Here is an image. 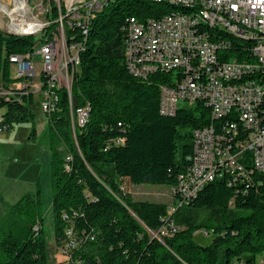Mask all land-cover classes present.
<instances>
[{"label": "trees", "instance_id": "trees-1", "mask_svg": "<svg viewBox=\"0 0 264 264\" xmlns=\"http://www.w3.org/2000/svg\"><path fill=\"white\" fill-rule=\"evenodd\" d=\"M175 9L166 1L114 0L96 14L86 36L80 29L67 28L69 40L76 35L75 42L83 46L73 79V106H89L90 112L86 124H76L73 130L69 95L61 89L59 111L47 121L55 141L53 230L59 252L68 226L63 212L74 220L75 233L94 236L72 252L69 264H231L243 255L254 261L264 251V183L237 194L224 180L213 181L175 214L180 225L172 226L175 235L165 242L152 238L147 229L161 227L168 205L136 201L121 190V178L135 185L174 186L193 153L194 130L212 121L209 108L201 102L181 107L175 116L162 115L160 85L168 83L170 75L157 72L144 81L126 66L124 27L128 19L145 20ZM58 15L54 3L52 18ZM223 35L227 44L244 48V41ZM36 40L0 30V89L13 85L10 56L32 50ZM240 58H247V51H240ZM17 79L32 91L26 78ZM7 93L16 94V86H7ZM33 103L32 95L16 94L9 100L0 95L7 132L16 122L29 119L28 108ZM119 137H125V143L108 148ZM60 145L72 157L69 171ZM47 211L40 187L36 194H27L7 208L0 217V264H49ZM199 212L207 213L202 221L197 219ZM203 229L214 235L207 247L194 240L195 233Z\"/></svg>", "mask_w": 264, "mask_h": 264}, {"label": "built area", "instance_id": "built-area-1", "mask_svg": "<svg viewBox=\"0 0 264 264\" xmlns=\"http://www.w3.org/2000/svg\"><path fill=\"white\" fill-rule=\"evenodd\" d=\"M112 1L86 0L85 12L73 13V7H68L66 16L58 7L56 19L48 16L47 20H41L26 15V21L19 14V31L10 28V21L3 27L0 25V29L10 34L37 38L32 50L10 56L15 74H26L27 83H35V91H27V84L3 85L0 95L9 100L16 94L32 95L33 99L38 94L49 119L59 111V91L65 89L70 99L73 130L76 124L83 127L90 108H74L72 98L83 46L75 42L76 35L69 40L67 28L73 32L80 29L86 36L96 14ZM182 5H201L209 22H219L223 29L240 35L244 48L232 47L207 31L195 30V19L191 16L160 12L145 20L131 17L124 27V56L129 72L144 81L157 72L170 75L169 82L160 85V113L175 116L181 107L201 102L209 108L212 118L208 126L193 132V153L188 157L186 169L177 176L173 204L168 205L167 214L161 218V227L147 229L152 238L162 242L175 235L172 226L180 225L175 214L213 181L224 180L237 194L264 183V0H182ZM27 8L32 13L30 5ZM61 34L66 41L62 46ZM240 51H247V58H240ZM7 86H16V94H8ZM4 122L0 109V133L8 130ZM125 141V137L114 139L108 148ZM70 159L67 155V171ZM124 188L121 183L123 192ZM62 218L68 226L60 253L64 255L62 261L69 264L72 252L84 247L94 236L75 233L69 213L63 212ZM242 264H264V258Z\"/></svg>", "mask_w": 264, "mask_h": 264}, {"label": "rangeland", "instance_id": "rangeland-1", "mask_svg": "<svg viewBox=\"0 0 264 264\" xmlns=\"http://www.w3.org/2000/svg\"><path fill=\"white\" fill-rule=\"evenodd\" d=\"M24 1L27 6L30 5V8H32V13H27L26 15L37 17L41 20H47L48 16H52L54 3L55 7L64 8V15L68 7H73V13H83L86 7V0H73L71 2L68 0ZM0 3L5 4L10 11L15 10V7L13 8V0H0ZM21 13L24 14L23 11ZM4 16L7 22L12 19V17ZM67 18L70 19L71 15ZM0 30L6 32V29L1 28ZM59 42L61 46L66 42L62 38V34ZM11 78L13 85L21 84V80L17 79L18 77L13 67L11 68ZM29 84V88L34 90L33 85L35 86V83ZM33 100L34 103L29 105L28 108L30 111L29 119L16 122L11 131L0 133V217L5 215L9 206L16 204L27 194H36L40 187L44 202L48 206L44 224L48 240L49 264H58L59 261L64 259V255L58 251L59 246L54 235L53 210L51 208L53 199L52 150H55L53 147L55 141H53V136L49 132L48 118L41 108L40 96L35 94ZM34 126H36L35 133L32 132ZM32 133L33 139L31 138ZM58 150L62 156H67L63 145L58 146ZM121 183L125 187L124 192L136 201L147 200L166 203L167 205L173 204L172 185H135L128 178H121ZM205 217H207L206 212L197 214L198 221H202ZM213 239L212 231L205 233L204 229L197 231L194 235L195 242L202 247L209 246ZM248 258V255H243L240 259L232 260L231 264H242ZM262 258H264V251L256 257L257 260Z\"/></svg>", "mask_w": 264, "mask_h": 264}, {"label": "bare ground", "instance_id": "bare-ground-1", "mask_svg": "<svg viewBox=\"0 0 264 264\" xmlns=\"http://www.w3.org/2000/svg\"><path fill=\"white\" fill-rule=\"evenodd\" d=\"M15 7L14 11H10L6 8L5 4L3 5L0 3V25L1 27L6 24L7 20L6 16L12 17V19H9L11 22L10 28L15 31H19V19L18 16L21 14L22 16L26 17V14L29 13V8H27V4L24 0H13ZM69 2L73 0H68ZM157 1H166L174 6H177L178 9L173 10L172 12L166 13V14H172L176 17H188L191 16L195 19V30L197 31H207V34L213 35L216 38H219L222 41H225L227 44V40L224 37V33H227L230 36L237 37L240 40L244 41L243 38L240 37V35L235 34L234 32H231L229 30L223 29L222 25L219 24V22H209V18H207V14L204 13L203 10H201V5H182V0H157ZM24 12V14L21 13V11ZM15 13V14H14ZM26 21H28V18L26 17ZM18 78H26V74H16Z\"/></svg>", "mask_w": 264, "mask_h": 264}, {"label": "crops", "instance_id": "crops-1", "mask_svg": "<svg viewBox=\"0 0 264 264\" xmlns=\"http://www.w3.org/2000/svg\"><path fill=\"white\" fill-rule=\"evenodd\" d=\"M28 86V85H27ZM29 86H30V84H29ZM33 88H34V90H32V91H35V86L33 85Z\"/></svg>", "mask_w": 264, "mask_h": 264}]
</instances>
